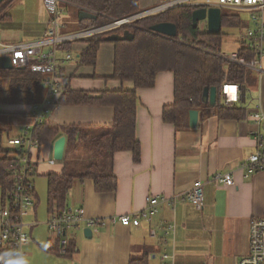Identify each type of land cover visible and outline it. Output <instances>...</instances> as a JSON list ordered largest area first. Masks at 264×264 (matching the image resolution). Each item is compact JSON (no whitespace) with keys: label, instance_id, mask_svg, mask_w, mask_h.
<instances>
[{"label":"crops","instance_id":"0c3cea01","mask_svg":"<svg viewBox=\"0 0 264 264\" xmlns=\"http://www.w3.org/2000/svg\"><path fill=\"white\" fill-rule=\"evenodd\" d=\"M157 1L139 0L140 8L152 6ZM12 4L7 10L12 8ZM40 5L43 18H36L33 25L25 28L24 35L10 34L8 28L2 27V23L12 19V14L7 11L10 17L0 18V42L41 38L49 13L42 0ZM63 5L64 8L65 5L73 6L71 3ZM77 23L80 24L79 21ZM87 46L86 39L79 40L67 50L72 52L74 58L60 69L59 81L63 92L71 88L99 96L105 90L135 89L132 81L111 78L114 74V43L104 42L100 45L95 66L79 63V56ZM251 70L255 81L248 85L251 100L248 110L253 111L260 106L264 112V59L261 72ZM8 86L9 79H5L4 87ZM63 92L51 107L47 123L58 126L113 123L112 106L60 103ZM45 94L46 88L43 86L40 101ZM137 95L136 136L141 144L140 160L135 161L132 151L117 152L114 156L117 189L97 192L91 179L76 180L68 192L66 205L84 206L89 217L108 218L145 208L150 195L178 194L180 197L176 204L160 206L159 211L149 220H143L140 226L109 223L92 229V238L84 235V229H81L82 233L80 229L73 230L72 240L77 244V251L72 256L49 252L47 247L55 234L47 224L50 215L47 175L61 172L64 165V159L59 161L54 157L55 141L61 136L67 140V136L61 132L53 141L41 144L35 152L39 160L35 178L36 206L26 215V221L33 225L30 228L31 240L24 246L23 255L28 264H130L133 256L146 252L149 264L155 261L161 264L160 254L165 251L174 252L175 264H240V260L247 255L250 220L264 216V170L246 177L245 171L239 168L242 161L256 151L253 132L258 124L255 119L247 111L243 119L221 118L214 112L204 116L200 113L196 127L183 129L164 121V106L175 100V75L171 70L160 71L155 86L138 88ZM31 105H0V115L14 120L13 126L7 121L5 127H0L4 135L8 130L7 143L20 135L23 124L33 122ZM15 126L20 127V132H13ZM53 159L55 162L50 163ZM217 171L233 172L234 185L209 181ZM197 180L205 182L202 210H198L184 195ZM173 223L176 226L174 239L165 243V230ZM152 230H155V236L151 234Z\"/></svg>","mask_w":264,"mask_h":264},{"label":"trees","instance_id":"16d2710c","mask_svg":"<svg viewBox=\"0 0 264 264\" xmlns=\"http://www.w3.org/2000/svg\"><path fill=\"white\" fill-rule=\"evenodd\" d=\"M15 0H5L0 5V18L10 17L7 12ZM77 11L82 29L100 26L112 19L123 18L141 10L139 0H69ZM98 14L95 19H80L82 9ZM194 7H180L135 22L133 27L123 26L116 31L130 28L134 33L131 40H107L106 33H98L86 39L88 46L79 56V63L95 66L99 47L104 42L115 44L114 74L111 78L132 81L133 90H105L92 96L84 90L66 88L60 103L109 105L114 108V120L110 125H53L43 123L35 127V135L41 144L53 141L59 133L67 136L66 154L61 172H51L49 179L48 207L65 208L68 192L76 180L91 179L97 192L115 191L118 180L114 171V156L119 151H132L135 161L141 158V144L136 136L138 88L155 86L157 74L171 70L175 75L174 103L164 106L163 119L178 129L190 127V110L198 109L201 116L214 112L221 118L243 119L246 109L226 108L221 104V87L224 84H246L255 81L253 71L241 64L230 62L218 53L222 48L224 31L210 34L193 27ZM173 22L178 27L176 37L153 32L150 27L157 22ZM237 15H223V26L242 25ZM114 32V31H113ZM110 34V33H109ZM71 43H63L68 50ZM239 52L244 55V49ZM9 79L8 88L4 87ZM45 75L35 72L30 66L12 69L0 68V105L34 104L43 94ZM218 88L217 105L203 101L205 88ZM1 114V110H0ZM11 150L4 146V130L0 129V207L10 201L15 180L8 173L12 165ZM37 197V196H36ZM10 204V203H9ZM59 238L53 235L47 250L63 256H72L77 244L72 239L65 253L61 252ZM9 247H0V264L10 259ZM148 253L133 256L130 264H149Z\"/></svg>","mask_w":264,"mask_h":264},{"label":"built area","instance_id":"2783aa9c","mask_svg":"<svg viewBox=\"0 0 264 264\" xmlns=\"http://www.w3.org/2000/svg\"><path fill=\"white\" fill-rule=\"evenodd\" d=\"M49 13V19L45 33L41 38L5 43L0 42V56H9L14 67H28L35 72L45 75L43 86L46 88L44 98L31 105L33 122L21 126L20 135L8 140L11 147L13 163L8 173L15 180L10 201L5 207H0V247H9L13 252L24 255V246L31 240L30 228L33 223L26 221V215L36 206L35 178L38 175L39 160L35 152L40 149L41 142L35 135V127L47 122L51 107L57 103L58 97L63 92L59 81L60 69L74 57L67 51L64 57H59L63 43H75L85 40L98 33H106L123 26L133 27L139 19L154 16L180 7L220 8L227 9L230 15L240 16L242 25L240 31V48L244 49V55L239 50L227 52L218 49V55L230 62L241 64L249 69L262 71L264 59V0H158L152 6L143 8L136 13L123 18H114L103 25L84 28L74 32H64L65 21L63 16L65 8L63 4H69V0H42ZM207 22V20H205ZM201 31L206 32L208 24ZM229 87L236 88L234 92ZM221 104L226 108L246 109L249 116L254 118L258 127L253 135L256 140V151L245 158L239 165L249 177L253 172L264 170V112L258 106L249 111V88L246 84H224L221 87ZM55 160H50L54 163ZM209 181L227 186L234 185L233 172H215ZM203 180H197L191 189L184 195L198 209L204 208ZM180 196L150 195L147 197V205L141 210H136L123 215H114L108 218L89 217L84 206H66L50 213L47 224L49 230L59 238L61 252L65 253L73 238V230L91 228L95 229L109 223L120 222L124 226H140L143 220H149L153 214L159 211L162 205H175ZM10 203V204H9ZM176 226L171 224L165 230V243L174 239ZM151 234L156 235L155 230ZM161 264H175L174 252L165 251L160 254ZM240 264H264V216H256L250 220L249 251L240 260Z\"/></svg>","mask_w":264,"mask_h":264},{"label":"water","instance_id":"95a60500","mask_svg":"<svg viewBox=\"0 0 264 264\" xmlns=\"http://www.w3.org/2000/svg\"><path fill=\"white\" fill-rule=\"evenodd\" d=\"M5 0H0V5ZM98 17V14L92 10L83 8L80 12V18L84 19H95ZM207 19L208 21V33L218 34L222 30V10L220 8H199L193 11L192 21L193 27L197 28L199 21ZM150 30L153 32L162 34L168 37H176L178 35V27L173 22H157L150 27ZM134 38V33L130 28H125L120 31L111 32L106 36L107 40H131ZM0 68L1 69H12L14 65L11 62L9 56H0ZM20 68H26L25 66ZM218 88L216 86L207 87L203 93V101L209 103L212 106H216L218 99ZM199 110L191 109L190 110V126L196 127L199 123ZM66 137H59L54 143V157L55 159L61 161L64 159L65 149H66ZM84 235L87 238L93 237V230L91 228H86L84 230Z\"/></svg>","mask_w":264,"mask_h":264},{"label":"rangeland","instance_id":"374dc122","mask_svg":"<svg viewBox=\"0 0 264 264\" xmlns=\"http://www.w3.org/2000/svg\"><path fill=\"white\" fill-rule=\"evenodd\" d=\"M11 7L12 8H10V10L8 11L9 13L12 14V19L10 20V22L7 21L6 23H2L4 25L0 23V26L2 25V27L8 28L9 29L8 32L13 35H24L25 28H28L31 25H33L36 18L37 20H40L44 16L43 10L40 5V0H18V1H15ZM74 12H75V15L73 17L72 15ZM225 14L230 15L227 9L223 10V15ZM65 18L66 20H65L64 32H70V31L74 32V31L82 29L81 26H79V24L77 23L78 22L77 11L76 9H74L73 6L65 5V13L63 16V20ZM200 23H201V26L204 27L207 22L204 20V21H201ZM235 27H238V26H230V28L223 26V31L225 35L223 39L222 50L231 52V51H235L238 48H240L241 46L240 41H239L240 31ZM122 28L123 27H121V29ZM113 31H116V30H113ZM113 31L106 32V34H109ZM66 52L67 50L61 48V51L58 52V56L60 58L64 57ZM7 121H9V123H11L12 126L14 125L12 124L14 123L13 118L7 119L6 117H3L0 115V127H5ZM13 129H14L13 130L14 133L20 132V127L18 128L17 126H15V128L13 127ZM7 131L8 130L5 131V135H4V146L8 149H11L12 146L8 145L6 141ZM82 232L83 230L80 229V233ZM153 264H157V261H155Z\"/></svg>","mask_w":264,"mask_h":264},{"label":"clouds","instance_id":"9594fccd","mask_svg":"<svg viewBox=\"0 0 264 264\" xmlns=\"http://www.w3.org/2000/svg\"><path fill=\"white\" fill-rule=\"evenodd\" d=\"M10 259H8L5 264H28V261L19 252H9L6 253Z\"/></svg>","mask_w":264,"mask_h":264},{"label":"bare ground","instance_id":"6f19581e","mask_svg":"<svg viewBox=\"0 0 264 264\" xmlns=\"http://www.w3.org/2000/svg\"><path fill=\"white\" fill-rule=\"evenodd\" d=\"M235 89H236V88H234V87H229V88H228V90H229L230 92H234Z\"/></svg>","mask_w":264,"mask_h":264},{"label":"flooded vegetation","instance_id":"af4514ba","mask_svg":"<svg viewBox=\"0 0 264 264\" xmlns=\"http://www.w3.org/2000/svg\"><path fill=\"white\" fill-rule=\"evenodd\" d=\"M114 32H116V31H114Z\"/></svg>","mask_w":264,"mask_h":264}]
</instances>
